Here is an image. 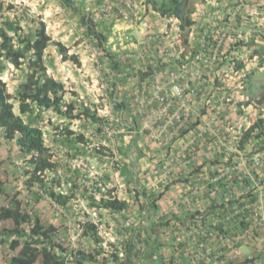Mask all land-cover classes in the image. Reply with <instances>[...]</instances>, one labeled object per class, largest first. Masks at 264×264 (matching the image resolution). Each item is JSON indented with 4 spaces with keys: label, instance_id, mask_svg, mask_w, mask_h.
Returning <instances> with one entry per match:
<instances>
[{
    "label": "crops",
    "instance_id": "1",
    "mask_svg": "<svg viewBox=\"0 0 264 264\" xmlns=\"http://www.w3.org/2000/svg\"><path fill=\"white\" fill-rule=\"evenodd\" d=\"M3 1L14 4L15 13L18 15L23 12L26 17L33 16L43 20L48 34L69 48L70 52L77 54L79 66L69 60H62L54 46H49L45 59L48 73L67 90L75 91L79 100L84 103L91 104V107L98 110L105 107L107 100L100 96L98 80L100 74L109 69L110 64L104 55L91 54L95 42L91 36L86 35V29L80 23V13L73 11L60 0ZM74 2L82 12L87 11L90 14L98 30L108 35L106 47L111 53L121 55L129 52L132 57L121 61V70L116 75L114 95L116 100L123 101L126 104L123 107L127 108L114 110L122 125V133L115 143L98 139L94 123L78 119L68 120L52 109H43L38 115H33L42 126L46 145L57 154L62 177L66 174L74 180L73 184L70 182L64 185V189L68 190L73 185L72 188L76 191L81 184L79 178L88 177V172H93L101 178L106 188L114 190L116 197L126 200L129 207L123 213L96 211L94 216V220L99 221L102 226L112 225L118 232V227L122 228L118 238H123L124 222L138 223L142 217L130 189L136 186L135 188L145 189L154 195L162 193L156 199V216L158 220H168L169 223L159 228L157 243L160 246L156 251L157 255H162L166 264H242L246 258L253 257L254 260L248 264H264V220L260 215L261 209L257 207L254 211L238 215L231 222L225 221L226 213L231 211L235 198H240L247 192L251 194V198H256L260 193L264 194V139L250 140L240 152L236 150L235 141L236 134L247 128L255 118L263 115L264 109L237 104L247 95L241 82L244 72L235 71L230 63L233 58L241 59L246 70L257 65L259 58L255 51L264 48V38L261 37L264 35V0L197 1L192 15L195 23L188 34L187 54L184 57L178 55V58H165L161 61L156 57L157 52L153 57L137 58L139 52L146 47L149 53L158 48L154 42L147 45L149 40L146 32L140 29L138 20L129 22L128 19L116 17L112 7L108 9L109 16L104 18L100 12L102 0ZM136 2L140 5V16L147 19L150 27L157 32L156 43L161 40L170 46L178 34L177 22L161 17L150 9L144 12L141 0ZM10 15L8 12L7 16ZM237 39L247 42L248 46H239ZM217 40H220L221 44L216 61L212 62L209 57L193 59L190 54L193 48L194 53L206 50ZM4 62L5 67L0 71V76L7 82L9 89L11 86L10 90L14 91L24 79L23 72L15 69L6 60ZM193 65L202 71L205 78L204 98L207 102L197 95L185 103L193 115L189 124L179 132L178 137L164 153L148 138L146 132L140 129L138 115L131 111L130 93L136 86L150 82L155 74L164 78V71L182 69L186 72L183 81L191 84L194 81ZM257 73V82L264 84V66H260ZM256 94H264V89L259 88V85ZM66 99L73 97L67 93ZM131 123L135 125L134 133L126 129ZM65 126L76 134L82 132L91 145L102 143L111 149L113 156L107 158L101 154H93L92 150L75 139L66 138L60 131ZM190 139L196 141V144L189 147L191 151L186 147ZM14 148L15 146L5 142L0 135V167L4 171L0 179L5 181L3 188L7 194H13L19 189L22 191V157ZM253 150L259 152L260 164L245 165L250 167L251 173L244 178V183H239L233 176L238 171H229V166L239 162L240 157L250 158ZM175 152H180V156L177 157ZM166 161H169L173 169L169 177L170 182L165 185L159 175L152 173V169ZM126 171L132 174V183L130 180L128 182ZM215 174H220L216 184L212 182ZM9 185L12 187L8 190ZM215 185L218 188L212 189ZM21 193L19 195H22ZM27 195L23 199L24 202L31 201L28 199L32 196L31 192ZM0 199H4V196L0 195ZM259 204L264 209V197ZM35 205L33 209L39 214L42 223L45 226L53 224L57 228L56 236L64 245L67 244L63 237L75 232L79 234L77 243L80 248L83 246L84 249L90 250L94 246L88 237H82L79 233L75 221L78 219L75 204L70 203L68 210L57 209L42 195ZM48 212H51L50 217L44 218ZM1 223L7 227L11 226L9 221L0 222V227ZM248 225H254L251 230L253 237L251 240H241L239 233ZM62 229H66L68 235L66 230L61 232ZM203 232L205 237L202 236ZM200 240L205 242L202 253L198 247ZM82 241L84 244L80 245ZM3 249H7L6 246ZM258 249L260 252L255 251ZM1 252L0 244V260ZM9 252L6 250L5 253L9 256ZM155 257L144 260L142 264H158Z\"/></svg>",
    "mask_w": 264,
    "mask_h": 264
},
{
    "label": "trees",
    "instance_id": "2",
    "mask_svg": "<svg viewBox=\"0 0 264 264\" xmlns=\"http://www.w3.org/2000/svg\"><path fill=\"white\" fill-rule=\"evenodd\" d=\"M197 1L205 0L141 1L144 12L150 9L161 17L177 22L178 45L176 48L180 50L181 57L187 54L188 34L195 23L192 15ZM60 2L80 13V23L85 27L86 35L91 36L104 51L110 60V70L115 74L119 73L121 62L117 60L115 52L111 53L106 47L108 35L97 29L95 20L87 11L82 12L74 0H60ZM15 10L14 4L0 0V71L5 67L6 60L15 69L21 70L24 77L12 91L0 76V135L5 142L15 146L14 149L22 157L20 165L22 191L19 189L13 194H7L3 188L5 181L0 179V195L8 199V203L0 205V222L9 221L11 224L10 227L6 225L0 227V244H6L7 251H10L9 256H2L3 251L1 252L0 263L142 264L144 260L158 256L155 257L158 264H166L162 255L159 253L157 255L160 246L157 239L159 228L168 225L169 221L154 220L157 213L156 199L162 193L154 195V193L146 192L145 189H137L136 186L130 189L131 192L133 191L134 202L138 204L142 217L138 223L133 222L124 227L122 233L124 238L121 239L120 244H116L105 241L91 213L76 206L74 200L81 196L86 200L91 212L104 211L118 214L126 211L129 203L116 197L112 188H106L104 192H100L99 196L87 195L86 188L82 184L78 185L76 191L74 187L72 188L73 185L68 190L64 189V185L70 182L73 184L74 180L68 178L66 174H63L64 178L62 177L57 154L46 145L42 126L33 115H38L43 109H52L68 120L78 119L94 123L98 130L101 128L102 119L94 108L79 100L75 91L67 90L60 81L48 73L45 59L48 56L46 50L49 46H54L62 60H69L79 66L80 60L77 54L70 52L69 48L60 41L54 40L48 34L43 20L33 16L26 17L22 14L23 12L18 15ZM8 12L10 16H7ZM261 37L264 38V35ZM236 43L239 46H248L247 42L239 39ZM193 53L194 48L190 54ZM255 53L259 58L258 63L249 70L244 68V61L241 59L233 58L230 63L235 71L243 70L244 72L241 82L247 95L237 104L264 109V94L259 96L256 94L258 85L259 88L264 89V84L257 82L258 68L264 66V48L256 50ZM114 84L116 85V81ZM67 93L73 99L67 100ZM117 105L123 107L126 104L120 101ZM60 131L66 138L75 139L92 150L93 154H101L107 158L112 156V152L106 146L91 145L82 132L76 134L68 126ZM260 138L264 139V114L255 118L246 129L242 130L238 149L242 150L250 140ZM125 169L127 170V166ZM125 175L128 177V182L130 180L132 183V174L126 171ZM90 179L94 183V179ZM33 190L35 191L32 192ZM29 192L36 203L42 195H45L51 205L55 203L66 210L70 203L75 204L74 208L78 214V219L75 221L80 235L88 237L94 246L86 250L64 245L63 241L56 236L57 228L53 224L45 226L39 214L33 208L25 206L19 193L26 197ZM253 259L246 258L241 263L248 264Z\"/></svg>",
    "mask_w": 264,
    "mask_h": 264
},
{
    "label": "built area",
    "instance_id": "3",
    "mask_svg": "<svg viewBox=\"0 0 264 264\" xmlns=\"http://www.w3.org/2000/svg\"><path fill=\"white\" fill-rule=\"evenodd\" d=\"M136 1L137 0H120L114 2L113 0H102L103 4L100 7V12L103 14L104 18H107L109 16L108 9L112 7L114 9L116 17L120 16L124 19H128L129 22L138 20L140 29L146 32V37L149 40L147 41V45L151 44V42H154V44L158 46V48H156V51L153 50L154 52L149 53L146 47L139 52L137 58L144 59L145 57L149 56L153 57V54L155 52H157L156 57L158 61H161L165 58H178L177 56L180 54V50L176 48V46L178 45V34L174 37V40L171 42L170 46L169 44H167L166 42H162L161 40L156 43V40L158 39L157 32L150 27L149 21L147 19H144L142 18V16H140V5H138ZM94 42L95 44L93 45L91 54L94 56H97V54H102L107 57L104 51H102V49L97 45L95 40ZM220 44L221 41L217 40L214 45L210 46V48L193 53V59L199 60L201 58L209 57L212 62L216 61ZM116 57L117 60L121 62L126 59H130L132 57V54L129 52H125L121 55H117ZM108 61L110 64L109 59ZM192 69L194 81L191 84L183 81L186 72L182 69L168 72L164 71V78H161L160 76L155 74L150 82H148L147 84H142L141 86H136L130 93V102L132 106L131 111L134 114L138 115L140 129L146 132L148 138L155 142L158 148L162 149L164 153L168 151L172 141H174L178 137L179 132L189 124L190 118L193 115L192 111L185 106V103L197 95L201 96V98L204 99L205 103L207 102V100L204 98L205 78L203 77L202 71L196 65H193ZM114 74L115 73L110 70V66L106 72L100 74L98 80L100 96L103 100H107V102L104 105L105 107H102V109L99 110L95 107H91L96 110L98 116L102 119L100 130L95 127L96 133L98 134V139L104 140L106 142L110 141L112 143H115L117 141V138H119L120 134L122 133V125L120 123L118 115L114 112L115 109H120V106L117 105V103H119L120 101L118 102L114 95L116 90L114 81L117 82L116 75L118 73L115 75ZM89 105L91 106V104ZM123 108L126 109L127 107ZM126 129L128 132L134 133L135 125H133L132 123L128 124L126 126ZM242 130H240V132H238L235 137L236 150H238V152L241 151L240 149H238V140L241 137ZM98 144L104 146L102 143ZM194 144H196V141L194 139H190L186 144V147H188V149L191 151V148L189 147ZM109 150L111 151V149ZM252 152L254 153L251 154L250 158L240 157L239 162L229 166V171H238L236 174L234 173L233 176H235L237 182L239 183H244V178L248 177L251 173L250 167H247L245 165L252 164L253 166H258L260 164L261 156L259 152L257 150H253ZM175 153L177 157L180 156V152ZM242 165H244V167L241 168ZM172 169L173 167L170 165L169 161H166L165 163H161L157 167H154L152 169V173L155 175H159L162 178L163 183L166 185L170 182L169 177L171 176L170 173ZM219 175L220 174H215L212 177V182L214 184H216L219 180ZM90 178L94 179V183L91 182ZM79 182H81V184L85 186L87 195L91 194L99 196L100 192H104L106 190V187L101 178L93 172H88V178H79ZM262 184H264V182ZM217 188L218 187L215 185L212 189ZM97 189H99V191H97ZM263 197L264 194L260 193L256 198H251V194L247 192V194L241 196L240 198H235V200L233 201V205L231 206V211L226 213L227 216L225 217V221L231 222L238 215H244L250 210H255L257 207L258 209H261L260 215L264 220V209H262L259 204V202H262ZM80 203L82 204V208L91 213V216L95 214L96 211L91 212V210H88L86 201L84 203L81 201ZM53 206H55L57 209L61 208L55 203H53ZM92 218L94 219L95 217L93 216ZM154 220H157L156 215L154 216ZM94 221L99 225L100 228L101 223L96 220ZM126 225L129 224L124 222L123 227H125ZM253 226L254 225H248L243 231H241V233H239L238 237L241 240L245 238L251 240V238L253 237L251 231ZM203 233L204 234L202 236L205 237L206 234L205 232ZM100 234L105 239V236L103 233H101V231ZM105 241L110 240L105 239ZM198 247L200 249V252L202 253V251H204L205 249V242L203 240H200L198 242ZM255 251L260 252L259 249Z\"/></svg>",
    "mask_w": 264,
    "mask_h": 264
},
{
    "label": "rangeland",
    "instance_id": "4",
    "mask_svg": "<svg viewBox=\"0 0 264 264\" xmlns=\"http://www.w3.org/2000/svg\"><path fill=\"white\" fill-rule=\"evenodd\" d=\"M10 89H11V86H10ZM3 170H2V168L0 167V176H2V174H3ZM4 175V174H3ZM11 185H9L8 186V190L9 189H11ZM19 196H21L23 199L25 198V195L23 196V195H19ZM43 197H45V195H43ZM28 199L29 200H31V201H29V202H24V200H23V202H24V204H25V206H27L28 208H35V201H34V198H32V196H30V197H28ZM6 202V203H8V199L6 198V197H4V199H0V203L1 202ZM85 202L86 200L85 199H83L81 196L78 198V199H76V206H78V207H82V204L80 203V202ZM87 207V206H86ZM88 208V207H87ZM78 209V208H77ZM88 210H90L89 208H88ZM50 215H51V212H48V213H46L45 215H44V218L45 217H47V218H49L50 217ZM93 215V214H92ZM93 216H95V214L93 215ZM104 220H106V218H104ZM107 222L108 221H106V224H107ZM103 223V222H102ZM4 225V223H1V227ZM109 228H111V230H109ZM67 229V228H66ZM66 229H62L61 230V232H63V231H65ZM72 229V228H71ZM75 229L73 228V231H74ZM118 230H119V232L121 231L120 230V228L118 227ZM100 231H101V233H103L104 234V236H105V239L106 240H110V241H112V242H114V243H116V244H120L121 243V237L120 238H118V234H119V232L112 226V225H106V226H102V224H101V227H100ZM72 232V231H71ZM116 232V233H115ZM66 234H67V230H66ZM68 235V234H67ZM64 238V242L67 244V246L69 247V248H71V247H79L78 246V243H77V240L79 239V234H77V233H71L70 235H68V237H63ZM117 238V239H116ZM84 244V242L82 241L81 243H80V245H83ZM4 246H6V248H8L7 247V245L6 244H1V250L3 251V254H2V256H6L7 254L5 253V251L7 250V249H3V247ZM119 246V245H118ZM82 248H83V246H82ZM90 264V263H89ZM108 264H111L110 262L108 263Z\"/></svg>",
    "mask_w": 264,
    "mask_h": 264
}]
</instances>
